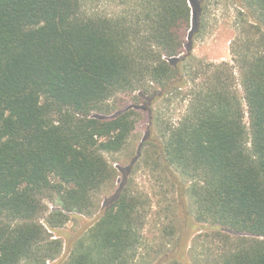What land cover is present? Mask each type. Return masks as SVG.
<instances>
[{
	"label": "trees",
	"instance_id": "1",
	"mask_svg": "<svg viewBox=\"0 0 264 264\" xmlns=\"http://www.w3.org/2000/svg\"><path fill=\"white\" fill-rule=\"evenodd\" d=\"M115 1L117 15L87 0H0V264L58 258L52 233L115 183L105 154L138 131L139 104L163 172L188 181L195 222L217 231L198 263L264 264V0H236L231 63L192 53L211 0ZM175 102L176 121L164 113ZM128 185L65 264H137L146 202Z\"/></svg>",
	"mask_w": 264,
	"mask_h": 264
},
{
	"label": "rangeland",
	"instance_id": "2",
	"mask_svg": "<svg viewBox=\"0 0 264 264\" xmlns=\"http://www.w3.org/2000/svg\"><path fill=\"white\" fill-rule=\"evenodd\" d=\"M88 11L117 15L125 6L115 0H87ZM239 5L236 0H211L206 18V29L194 41L193 55L207 63H231L230 44L235 38L240 21L237 17ZM238 77V75L236 74ZM133 100L125 99L118 111L133 107ZM143 117L138 131L130 138L126 147L116 154H105L108 162L116 169L115 183L108 185L97 197V205L90 216L66 213L68 221L52 233L63 243L61 254L47 264H65L70 246L77 241L100 218L105 209L116 198L123 183L134 194L140 195L145 204L144 249L137 264H184L177 258L180 255V240L190 236L185 249L186 262L199 264L210 250L219 247L215 229L207 230L194 220V207L187 194L188 181L175 174L171 176L162 170L158 159V149L148 144L150 121L143 104ZM164 113L171 120L179 119L186 109L185 102L164 105ZM49 212L56 205L47 203ZM204 229L200 232L194 230ZM193 232V233H192ZM191 234V235H190ZM184 236V238H183ZM194 242V244H193ZM176 262V263H173ZM203 264V263H202Z\"/></svg>",
	"mask_w": 264,
	"mask_h": 264
}]
</instances>
